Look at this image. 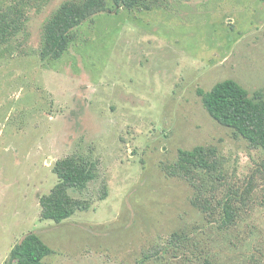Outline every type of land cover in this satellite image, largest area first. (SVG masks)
I'll list each match as a JSON object with an SVG mask.
<instances>
[{"label": "rangeland", "instance_id": "374dc122", "mask_svg": "<svg viewBox=\"0 0 264 264\" xmlns=\"http://www.w3.org/2000/svg\"><path fill=\"white\" fill-rule=\"evenodd\" d=\"M43 1L28 9L24 51L0 49V264L29 231L53 249L45 264H264V152L213 120L197 93L223 79L264 90V0H165L137 20L102 12L54 61L37 49L63 0ZM199 144L216 147L243 194L228 229L161 168ZM69 155L96 165L94 179L69 190L91 205L60 223L42 219L52 165ZM174 231L191 237L181 249L167 244ZM155 245L167 251L143 259Z\"/></svg>", "mask_w": 264, "mask_h": 264}, {"label": "trees", "instance_id": "16d2710c", "mask_svg": "<svg viewBox=\"0 0 264 264\" xmlns=\"http://www.w3.org/2000/svg\"><path fill=\"white\" fill-rule=\"evenodd\" d=\"M43 0H0V49L15 47L23 50L27 40L28 9ZM165 0H63L45 19L41 28V41L37 55L42 61L61 58L77 37V29L102 12L137 13L162 7ZM137 20V19H136ZM10 49H8L9 51ZM201 102L210 117L228 127L236 137L246 140L253 149L264 152V90L250 93L233 79L215 82L209 90L197 89ZM166 176L186 182L192 189L190 202L204 212L210 222L228 229L237 223L243 206V194L229 186L224 161L212 144H199L190 149L179 148L176 158L161 165ZM57 182L49 192L39 196L42 219L60 223L77 211L88 210L91 200L73 197L70 189H82L96 176V165L90 159L69 155L59 158L52 165ZM248 192V187L242 193ZM106 194L103 184L100 198ZM215 215H218L216 218ZM191 237L185 231L170 233L167 244L177 249ZM167 251L166 246H153L143 251V259L158 258ZM42 238L33 231L27 232L9 251L5 264H45L43 259L52 254ZM197 264H221L211 257L197 258Z\"/></svg>", "mask_w": 264, "mask_h": 264}]
</instances>
